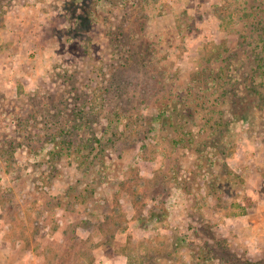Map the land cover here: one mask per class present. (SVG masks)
Wrapping results in <instances>:
<instances>
[{"label":"rangeland","instance_id":"rangeland-1","mask_svg":"<svg viewBox=\"0 0 264 264\" xmlns=\"http://www.w3.org/2000/svg\"><path fill=\"white\" fill-rule=\"evenodd\" d=\"M256 5L0 0V264H264ZM219 46L250 115L217 103L222 143Z\"/></svg>","mask_w":264,"mask_h":264},{"label":"trees","instance_id":"trees-1","mask_svg":"<svg viewBox=\"0 0 264 264\" xmlns=\"http://www.w3.org/2000/svg\"><path fill=\"white\" fill-rule=\"evenodd\" d=\"M247 16L253 17V20L250 21L251 29L253 33V38L258 41V43H263L262 49L258 50L259 58L256 59L255 68L253 69L254 76L251 77V79H247L251 83H247L248 88H251L255 94L258 95V97H254L252 100V106L254 108H257L260 104L258 102V99L260 98L261 101L264 100V7H261L260 5L253 6L251 11L246 12ZM220 46L216 47L213 50L212 57H214L217 61L221 62V65L218 67L217 74L215 73V70H211L212 74H205L204 78H199L201 81L209 82L211 85H208L207 88L213 89V93L218 94L215 97L214 104L212 103L211 96H205L203 93L198 94L200 98H198L197 105L200 107H204L207 103H209V111H207V114L204 115V118H206V123L210 124V131L211 133L207 135L208 137H205L204 140L207 141L208 139L216 137L215 135L220 132L221 134L217 135L219 143H222L221 141L226 142L225 139L229 137V127H227L231 121L228 122V120L223 121L222 119L216 118L217 114H221L224 112L225 108H216L217 103L222 104H229L227 107V111H230V107L232 105H235V113L237 119L249 121L250 115L243 114L239 108L241 109V104H243L242 101L247 102V97L245 95L240 96L237 94V89L235 85V81L232 82L231 79L233 78V72L236 68V63L231 62L232 56H228L226 58L224 56V52L220 50ZM211 57H209L210 59ZM225 63V64H223ZM128 64V63H126ZM125 65V64H123ZM209 73V72H206ZM209 75V76H208ZM231 85V86H230ZM183 90V89H182ZM181 90V91H182ZM186 91V92H185ZM179 101H181V104L184 106V110L188 107V105L192 104L190 100V92H187V88H184V92L178 93ZM208 98V99H205ZM258 104V105H257ZM212 105V106H210ZM233 109V108H232ZM194 114V113H193ZM252 115V114H251ZM228 122V123H227ZM217 125H223V127H217ZM74 128L71 126H65L61 127L58 131V135L67 134L69 132H73ZM66 142H68L67 139H65ZM72 143V141H69ZM227 145H224V148H230L231 143L227 141Z\"/></svg>","mask_w":264,"mask_h":264}]
</instances>
